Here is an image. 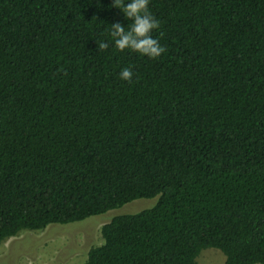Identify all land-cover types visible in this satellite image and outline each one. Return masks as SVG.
I'll return each mask as SVG.
<instances>
[{
	"label": "trees",
	"instance_id": "16d2710c",
	"mask_svg": "<svg viewBox=\"0 0 264 264\" xmlns=\"http://www.w3.org/2000/svg\"><path fill=\"white\" fill-rule=\"evenodd\" d=\"M111 4L0 0V243L159 196L82 264H264V0H151L156 59Z\"/></svg>",
	"mask_w": 264,
	"mask_h": 264
},
{
	"label": "rangeland",
	"instance_id": "374dc122",
	"mask_svg": "<svg viewBox=\"0 0 264 264\" xmlns=\"http://www.w3.org/2000/svg\"><path fill=\"white\" fill-rule=\"evenodd\" d=\"M159 196L137 198L83 220L53 223L41 230H23L0 243V264H82L92 246L103 243L102 226L114 216L136 213L154 206ZM224 253L208 247L199 264H224Z\"/></svg>",
	"mask_w": 264,
	"mask_h": 264
},
{
	"label": "clouds",
	"instance_id": "9594fccd",
	"mask_svg": "<svg viewBox=\"0 0 264 264\" xmlns=\"http://www.w3.org/2000/svg\"><path fill=\"white\" fill-rule=\"evenodd\" d=\"M150 2L151 0H112L111 7L119 9L124 19L131 23H110V41H101L98 48L106 50L109 43H112L121 52L127 49L150 59L160 57L166 49L153 36V32L160 28V21L151 14ZM133 74L132 69L126 67L120 70L119 77L121 80L131 81Z\"/></svg>",
	"mask_w": 264,
	"mask_h": 264
}]
</instances>
